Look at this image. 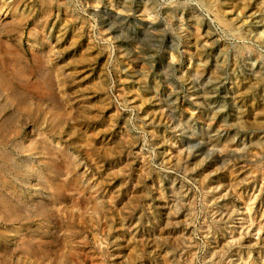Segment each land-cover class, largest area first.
<instances>
[{
	"label": "rangeland",
	"instance_id": "374dc122",
	"mask_svg": "<svg viewBox=\"0 0 264 264\" xmlns=\"http://www.w3.org/2000/svg\"><path fill=\"white\" fill-rule=\"evenodd\" d=\"M0 264H264V0H0Z\"/></svg>",
	"mask_w": 264,
	"mask_h": 264
},
{
	"label": "bare ground",
	"instance_id": "6f19581e",
	"mask_svg": "<svg viewBox=\"0 0 264 264\" xmlns=\"http://www.w3.org/2000/svg\"><path fill=\"white\" fill-rule=\"evenodd\" d=\"M209 143V142H208ZM230 152V151H229Z\"/></svg>",
	"mask_w": 264,
	"mask_h": 264
}]
</instances>
